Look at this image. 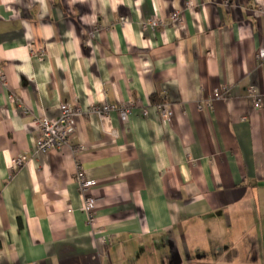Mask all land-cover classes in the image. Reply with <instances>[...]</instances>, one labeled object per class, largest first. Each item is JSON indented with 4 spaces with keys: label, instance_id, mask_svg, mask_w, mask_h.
<instances>
[{
    "label": "crops",
    "instance_id": "1",
    "mask_svg": "<svg viewBox=\"0 0 264 264\" xmlns=\"http://www.w3.org/2000/svg\"><path fill=\"white\" fill-rule=\"evenodd\" d=\"M260 49L264 0H0V264H264ZM64 103L72 143L34 154Z\"/></svg>",
    "mask_w": 264,
    "mask_h": 264
},
{
    "label": "built area",
    "instance_id": "2",
    "mask_svg": "<svg viewBox=\"0 0 264 264\" xmlns=\"http://www.w3.org/2000/svg\"><path fill=\"white\" fill-rule=\"evenodd\" d=\"M170 19L172 22H179L180 16L177 12H175L171 15ZM149 25L153 28L164 26L160 20L152 21ZM36 52L40 58L44 57L43 50H37ZM256 60L260 64H264V49H260L256 53ZM212 95L215 99H225L229 96V88L227 86L217 88L213 91ZM248 95L251 100L253 110H259L264 107V95L257 93L254 88H249ZM131 110L132 104L122 107L112 105L104 107L95 106L90 109L91 112L105 116H108L110 112L116 111L122 118L127 117ZM156 111L159 114L162 123L167 124L170 121L172 111L168 105L164 103L157 105ZM79 113L80 110L78 108H75V106L71 104L64 103L59 106V116L56 120H48L46 118L39 119L36 122L39 128V136L34 144V154H42L49 150L60 151L69 146L72 143L75 133V117L78 116ZM142 115L146 116L147 111L143 110ZM23 164V157H18L14 161V166L16 167L22 166ZM76 182L78 183L79 191L83 199L82 208L87 217V224L93 228L96 224V213L94 207L95 200L88 194V192L94 185V182L86 179L82 171L77 172Z\"/></svg>",
    "mask_w": 264,
    "mask_h": 264
}]
</instances>
